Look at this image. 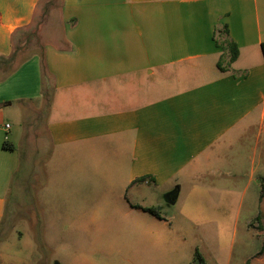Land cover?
Wrapping results in <instances>:
<instances>
[{
	"label": "crops",
	"instance_id": "crops-1",
	"mask_svg": "<svg viewBox=\"0 0 264 264\" xmlns=\"http://www.w3.org/2000/svg\"><path fill=\"white\" fill-rule=\"evenodd\" d=\"M41 3L0 0V57ZM58 5L48 12L57 27L47 20L38 32V54L6 77L0 63V227L25 148L33 156L42 146L62 185L69 177L79 187L135 191L130 202L145 212L166 205L156 196L174 203L183 193L193 223L212 196L260 194L264 0ZM226 41L239 48L232 63ZM42 110L45 142L33 152Z\"/></svg>",
	"mask_w": 264,
	"mask_h": 264
},
{
	"label": "rangeland",
	"instance_id": "rangeland-1",
	"mask_svg": "<svg viewBox=\"0 0 264 264\" xmlns=\"http://www.w3.org/2000/svg\"><path fill=\"white\" fill-rule=\"evenodd\" d=\"M47 1L42 0L31 27L41 22ZM58 2L52 0L51 8ZM47 20L48 29L57 27L47 13L40 28ZM25 47L20 54L29 60L42 47L39 34ZM43 111L37 123L41 131L29 140L33 152L45 142ZM41 148L33 156L27 148L21 153L0 227L1 264H190L196 250L207 264H264V202L254 187L244 196H212L206 212H192L195 223L185 216L187 195L173 203L161 194L155 201L166 205L156 207L162 219L155 220L130 202L135 191L79 187L69 177L62 185L48 174ZM223 198L228 206L221 204Z\"/></svg>",
	"mask_w": 264,
	"mask_h": 264
},
{
	"label": "trees",
	"instance_id": "trees-1",
	"mask_svg": "<svg viewBox=\"0 0 264 264\" xmlns=\"http://www.w3.org/2000/svg\"><path fill=\"white\" fill-rule=\"evenodd\" d=\"M52 0L47 1V3L44 5L43 12L40 15L41 22H38L35 27L28 26L26 29H20V32H23L24 37H20L19 39H16L15 42V36L13 40V52L8 57H0V63L5 65L6 68V74L5 77L10 75L14 70L22 64L24 61H26L28 58L26 55H22L20 53L24 52V50L27 48L25 47L26 44L30 42L32 38L38 37V31L40 30V25L43 23V17L47 15L49 10L51 9ZM35 18V17H34ZM34 21V20H33ZM31 25V24H30ZM24 44V45H21ZM225 47L229 50L230 58L229 62H234L239 54V48L237 44L233 41H226ZM34 49V48H33ZM262 50L264 54V43L262 44ZM33 52L35 54H38V49H34ZM218 65L221 66V62H218ZM46 93L44 92V96ZM4 147L6 148H13V146L9 143H5ZM264 197V178L262 179V188L260 193V200ZM145 210L149 211L150 213L157 215L158 212L154 208H145ZM190 264H207L205 258L202 256V254L196 250L194 253L193 261Z\"/></svg>",
	"mask_w": 264,
	"mask_h": 264
},
{
	"label": "flooded vegetation",
	"instance_id": "flooded-vegetation-1",
	"mask_svg": "<svg viewBox=\"0 0 264 264\" xmlns=\"http://www.w3.org/2000/svg\"><path fill=\"white\" fill-rule=\"evenodd\" d=\"M53 264H63V263L60 262V261H58V260H55V261L53 262Z\"/></svg>",
	"mask_w": 264,
	"mask_h": 264
},
{
	"label": "built area",
	"instance_id": "built-area-1",
	"mask_svg": "<svg viewBox=\"0 0 264 264\" xmlns=\"http://www.w3.org/2000/svg\"><path fill=\"white\" fill-rule=\"evenodd\" d=\"M10 127V125L9 124H7V128H9Z\"/></svg>",
	"mask_w": 264,
	"mask_h": 264
}]
</instances>
